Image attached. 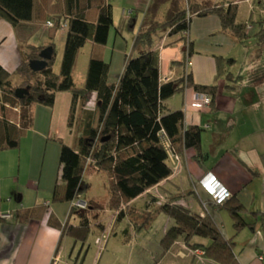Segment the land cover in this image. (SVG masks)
Here are the masks:
<instances>
[{"label": "crops", "instance_id": "0c3cea01", "mask_svg": "<svg viewBox=\"0 0 264 264\" xmlns=\"http://www.w3.org/2000/svg\"><path fill=\"white\" fill-rule=\"evenodd\" d=\"M46 2L37 0L38 11L40 9L37 21L47 20L41 17V13H50ZM106 2L110 3L109 0ZM125 3L132 9L124 10L118 27L113 16L114 44L119 42L118 35L123 37V28L129 27L132 31L131 53H128V47L123 50L113 45L111 50L107 46L103 49V52L110 51L109 60L97 54L110 64V82L119 80L126 56L137 53L133 44L141 29L155 22L166 23L185 10L183 0H125ZM186 4L191 9L195 5L206 8L234 4L237 21L250 22L252 26L247 38L240 41L222 28L215 12L205 15L195 12L188 29L194 52L187 59V49L182 40H178L182 33L170 35L166 31L170 28L161 27L156 33L154 45L160 52L163 82L191 74L198 84L216 83L218 86L211 105H203L192 86L178 91L165 102L169 110L183 109L186 126L202 128L205 157H198L194 148H188L179 161L181 171L175 173L174 168L167 179L126 202L130 209L124 210L123 214L112 209L109 222L103 223L98 219L100 213L95 212V225L100 232L95 240L104 232L109 238L102 250L95 240L97 251L91 247L85 250V243L82 245L68 232H63L65 223L78 226L81 221L79 213L72 212L73 202L52 205L46 196L52 194L60 179V158L56 163L62 143L71 145L69 142L76 136L74 128L80 117L82 125L86 126L84 118L96 107V93L88 94L83 104L77 103L76 119L71 127L73 95L70 91L57 92L52 107L33 103L30 125L23 133L20 145L0 151V213H12L9 220L0 218V264H139V260H144V255L139 258L138 254L143 253L139 247L144 248L140 244L147 228L159 219L164 222L156 240L159 249L163 250V238L175 224L174 219L158 210L166 201L194 215L209 217L224 237L233 241L239 264H264L259 257L264 256V45L255 35L261 28L259 20L264 17V0H186ZM93 9L87 12L95 21L98 10ZM5 22L0 19V65L14 72L25 58L26 45L22 44L14 27L10 31L12 40L7 44ZM32 36L27 44L34 45L30 43ZM100 47L92 42L95 51L100 52ZM208 172L215 174L232 193L223 206L214 204L199 184L200 178ZM161 195L166 199L160 200ZM236 202L244 207L242 216L248 223L238 231L228 209ZM43 204L48 209L39 218L25 223L13 221L17 210ZM151 212L154 214H149ZM52 216L59 227L50 222ZM184 240L181 237L174 241L159 260L160 252L154 247L150 263L172 264L169 258L174 257L189 264H221L204 255L203 247L211 243L209 238L192 236L188 244ZM193 244L204 246L194 248ZM116 253L120 258L113 259ZM124 255H128L126 260Z\"/></svg>", "mask_w": 264, "mask_h": 264}, {"label": "trees", "instance_id": "16d2710c", "mask_svg": "<svg viewBox=\"0 0 264 264\" xmlns=\"http://www.w3.org/2000/svg\"><path fill=\"white\" fill-rule=\"evenodd\" d=\"M85 1L87 6L82 7V0H62L65 16H61L52 5L48 6V15L41 13V17L47 19L44 22H54V27L50 29L61 28L63 23H67L61 69L57 74L53 70L56 54L53 44L49 45L54 48L53 56L45 69L33 72L29 67V60L39 58L40 51L46 47L27 44L44 23L42 20L37 21L40 12L37 0H0V19H7L13 24L20 40L27 47L25 58L14 72L0 65V104L3 105L0 114V151L20 145L21 137L30 125V106L33 103L52 107L57 92L70 91L73 95L69 119L71 127L76 119L77 103L83 104L88 94L95 92L96 107L84 118L86 126L82 125L81 118L77 123L80 133L76 130V144L71 146L62 143L60 179L55 184L52 199L53 202H73L82 198L83 193L90 188L85 171L94 167L110 174L109 204L115 209L167 179L174 172L171 154L182 158L186 149L194 148L198 157H205L202 151V128L197 125L186 126L183 109L169 110L165 102L178 91L192 86L199 94H208L211 105L218 86L216 83L198 84L191 74L163 82L160 52L154 45L158 30L155 26L143 28L137 33L133 44L137 53L126 56L123 72L117 82L109 81V62L92 53L84 86H78L73 78V69L80 49L88 40L96 45L106 44L114 25L112 4L106 0ZM53 3L56 6L57 2ZM93 8L98 10L95 21L87 12ZM211 11L220 17L224 30L240 41L247 38L251 23L237 21V7L233 4L210 5L206 8L195 5L190 12L183 10L164 26L170 28V35L181 34L189 29L195 12L205 15ZM259 23L261 28L255 35L264 45V17ZM187 44L185 59L194 52L192 42L188 40ZM14 75L24 77L23 86L12 82ZM17 87H26L29 93L20 99L15 96ZM6 107L16 110L21 108L18 121L7 117ZM90 201L87 200L89 210L96 209L95 204L99 203ZM47 209L46 204L27 210L19 209L14 213L13 221L28 222L39 218ZM228 209L237 231L248 225L242 216V204L236 202ZM158 210L175 221L163 238L164 251L181 237L188 241L192 236H200L211 240L209 245H202L204 255L221 264H239L233 241L226 239L209 217L194 215L181 206L169 203L162 204ZM72 212L79 213L81 221L78 226L65 223L63 232H68L83 245L91 231L90 211L73 205ZM123 213L121 209L119 215ZM50 222L60 226L53 216ZM202 246L193 244L195 248Z\"/></svg>", "mask_w": 264, "mask_h": 264}, {"label": "rangeland", "instance_id": "374dc122", "mask_svg": "<svg viewBox=\"0 0 264 264\" xmlns=\"http://www.w3.org/2000/svg\"><path fill=\"white\" fill-rule=\"evenodd\" d=\"M46 1H47L46 2L47 4L45 3L46 5H48V6L52 5L57 10V12L59 11V13H61V16H65V11L62 9V4H63L61 2L62 0H46ZM53 2H57L56 6L54 5ZM82 2H83V4H81V6L82 7H86L87 6L86 5L87 2L85 0H82ZM109 2L112 4L113 16H114V18L116 20L117 27H118L119 23L122 21V18L124 16V14H123L124 10L129 11L130 9H132V7H131V5L127 6L126 3H125V0H109ZM183 7L185 9L187 8L186 12L187 11H189V12L191 11V8L189 6L187 7L186 0H183ZM262 11H263V9H262ZM92 12L93 11H91L90 14H92ZM1 20L6 21L5 22V24H6L5 30H7V35H8L7 44H8L12 40V37L10 36V31L12 32V28L14 26L7 19H1ZM53 24H54V22H53ZM164 24L165 23L160 24L159 22H155L154 24H152L150 26L151 27L155 26V27H157L159 29L160 27L161 28H165ZM50 28H52V27H47L45 25V22H44L42 24V26L40 28H38L37 32H35L33 34L32 38L30 40V43H32L34 45L41 46V45H44L46 43H50L51 42L54 45L56 54H55L54 62H53V70H54L55 73L59 74L60 73V69H61L62 56H63V50H64V45H65V37H66L67 27L64 26L63 28L61 27V28L52 29V30H50ZM169 30H166V31L169 32ZM115 32H116V27L113 25L112 28H111L110 35L108 37V42L106 44H104V45H101V47H100L101 51L100 52H97V51H95V49L92 48V41L91 40H88L86 42V44L84 45V47H82L80 49V51H79V53L77 55V59H76V63H75L74 69H73V78H74V80H75V82L77 83L78 86H81V87L84 86V82H85L86 75H87V70H88V64H89V60H90V57H91L92 53H96V54H98V55H100V56H102V57H104V58L109 60L110 59V55H111L110 51L103 52V49L105 48V46H107L111 50V47L113 45H116V47H120L123 50L128 47L127 48L128 53H131V50H132L131 49V46H132V34H131L132 31H131V29L129 27H127V26L124 27L123 28V37H120L118 35L120 43L118 42L116 44H114L115 41H116L115 38H114ZM182 35L183 36H182L181 40H182L185 48L187 49V45H188L187 43H188V40H189L188 34L182 33ZM26 49H27V47H26ZM38 78L39 77L33 78V81H36ZM23 79H24V77L23 78L22 77H18V78L15 77L14 78V76H13L12 77V82L14 84H16L17 86H23V83H24ZM2 106L3 105L0 104V114H2V112H1V107ZM6 110H7L6 114H7L8 118H10L12 120H17V121L19 120L20 113H21V108L19 110L18 109L16 110V109H13L11 107H6ZM76 130L79 131L77 125H75V128H74V135L76 134ZM79 133H80V131H79ZM69 143L71 144V146L75 145L76 144V139L74 138L73 141H71ZM58 162H59V157L57 156L56 165L58 164ZM181 168H182V166L178 163L177 166H176V172L175 173L181 171ZM102 171L103 172H99L94 167H92L89 170L85 171V179L90 183V188L86 192L83 193L82 198H85L86 202H87V200L89 202H92L90 200H93V201H96L97 203H99V204H95L97 208L96 209H92V210H89L88 203H86V206L83 207V208L79 207L80 209L85 210L87 212L90 211L89 212L90 213L89 216L91 217V222H92L91 223L90 234L88 236V239L85 242V250L87 248L91 247L92 248L91 250H93L95 248L94 250L97 251V248H98V247L96 248L97 245H99V247L102 250L105 247V243L107 242V240L104 239L103 241L99 242L100 244H97L98 238L102 237V235L97 237L96 240H95V237L100 233L98 231V227L95 225V220H94L95 219V216H94L95 212H99L100 213L99 216H98V219L100 221H102L103 223H108L110 218H111V214H112V207L109 204L110 195H108V194H110V184H111L110 178H111V176H110V174L107 171H104V170H102ZM157 194H158V191H157ZM46 197H47V199L51 200V204L52 205L53 204H65L66 205V203L68 202V201H56V202H53L51 192ZM165 199H166L165 196L161 195L160 200H165ZM166 203L170 204V202H168V201H166ZM170 205H172V204H170ZM121 209L128 210V209H130V206L127 205V203H125L124 205L120 204L114 210H115V212L119 213ZM149 214H154V212H151ZM114 216L117 217V214L114 213ZM71 221L74 222V220H71ZM112 224H113V222H112ZM163 224H164V222L160 221V219H159V220H157V221H155L153 223L152 227H148L147 230L145 231L146 232L145 237L143 238V240H142V242L140 244V245H143L144 248L143 247H139L140 249H142L143 253H139L138 254L139 258H140V255L143 254L144 255V260L143 261L139 260V264H151L150 261L152 259L151 257H153L152 255H154V252H153V248L154 247H156L158 249V251L160 252V254L158 256V260L162 259V257L164 256V253H163L164 249L163 250L161 248L159 249V247H158V245L156 243V240L158 239V235H159V233L161 231V228H162ZM104 233H106V232H104ZM94 240H95V242L97 244L96 246L94 244ZM184 241L188 244V242L186 240H184ZM173 243H174V241H173ZM189 246H191V245H189ZM116 256L118 258H120V255L116 253V255L113 256V259H115ZM124 258L126 260L128 258V255H126ZM169 262H171L172 264H189L188 261H182V260H179V258H174V257H170L169 258Z\"/></svg>", "mask_w": 264, "mask_h": 264}, {"label": "built area", "instance_id": "2783aa9c", "mask_svg": "<svg viewBox=\"0 0 264 264\" xmlns=\"http://www.w3.org/2000/svg\"><path fill=\"white\" fill-rule=\"evenodd\" d=\"M45 25L47 27H53L54 24L52 21H46ZM67 27V23H64L62 25L63 27ZM184 34H188V30L183 32ZM198 99L202 102L203 105H210L211 98L208 94L205 93H198ZM165 144L168 146L167 142L164 141ZM171 160L174 165V168L176 169L177 164L180 161V157L174 156L171 154ZM199 184L201 187L207 192V194L211 197L212 201L216 205H222L226 200H228L231 196L232 193L231 191L217 178L215 174L212 172L206 173L203 177L200 178ZM86 201L84 199L79 198L78 200L73 201V205L76 207H85L86 206ZM205 205V203H204ZM0 217L2 219H11L12 218V213L10 212H2L0 213ZM109 234L108 233H103L102 237H99L97 240V243L100 244V241H103L104 239L107 240ZM260 259L264 262V256H259Z\"/></svg>", "mask_w": 264, "mask_h": 264}, {"label": "water", "instance_id": "95a60500", "mask_svg": "<svg viewBox=\"0 0 264 264\" xmlns=\"http://www.w3.org/2000/svg\"><path fill=\"white\" fill-rule=\"evenodd\" d=\"M54 48L53 46H46L39 53V58L29 60V67L33 72H39L45 69L49 60L52 59ZM29 93L26 87H17L15 89V96L22 99Z\"/></svg>", "mask_w": 264, "mask_h": 264}]
</instances>
